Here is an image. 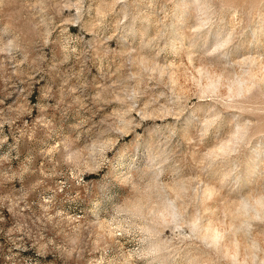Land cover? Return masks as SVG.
I'll return each instance as SVG.
<instances>
[{
	"label": "rangeland",
	"instance_id": "1",
	"mask_svg": "<svg viewBox=\"0 0 264 264\" xmlns=\"http://www.w3.org/2000/svg\"><path fill=\"white\" fill-rule=\"evenodd\" d=\"M0 264H264V0H0Z\"/></svg>",
	"mask_w": 264,
	"mask_h": 264
}]
</instances>
